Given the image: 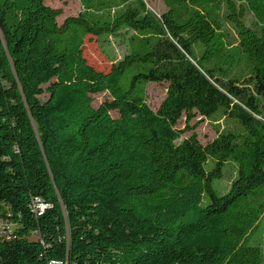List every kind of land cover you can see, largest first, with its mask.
I'll list each match as a JSON object with an SVG mask.
<instances>
[{
	"label": "trees",
	"instance_id": "obj_1",
	"mask_svg": "<svg viewBox=\"0 0 264 264\" xmlns=\"http://www.w3.org/2000/svg\"><path fill=\"white\" fill-rule=\"evenodd\" d=\"M81 3L0 0V264H264V0Z\"/></svg>",
	"mask_w": 264,
	"mask_h": 264
},
{
	"label": "rangeland",
	"instance_id": "obj_2",
	"mask_svg": "<svg viewBox=\"0 0 264 264\" xmlns=\"http://www.w3.org/2000/svg\"><path fill=\"white\" fill-rule=\"evenodd\" d=\"M148 7L157 15H160L166 10L164 0H145ZM51 6L61 9V15L58 17V21L62 22L63 19L68 15L77 14L82 10L81 0H46ZM105 51L109 58L119 59L125 52V48L121 42L116 41L113 38H108L104 42ZM85 55L88 60L97 68L108 67L110 59L102 52L96 38H89L86 40ZM167 83L166 82H148L145 88L146 100L153 109H157L162 100L166 96ZM44 97V95L42 96ZM93 106H98L104 99L109 98L107 91L98 92L92 94ZM113 115H117L116 112H112ZM187 117L186 113L182 115L176 127L183 129L186 127ZM188 124L192 127L190 130L183 134V137H187L192 132L197 134L198 139L202 143H206L212 140L218 133V128H222L224 125L223 119L212 121L206 119L203 116L197 114L192 118ZM235 174V167L232 163H228L225 169V177L222 183L228 185ZM257 240L263 247L264 251V225L260 228L257 235Z\"/></svg>",
	"mask_w": 264,
	"mask_h": 264
},
{
	"label": "built area",
	"instance_id": "obj_3",
	"mask_svg": "<svg viewBox=\"0 0 264 264\" xmlns=\"http://www.w3.org/2000/svg\"><path fill=\"white\" fill-rule=\"evenodd\" d=\"M43 209L44 208L40 206V210H43ZM11 231H12L11 223L5 221L3 217H0V236H3V235L9 236ZM51 264H63V263L60 261H52Z\"/></svg>",
	"mask_w": 264,
	"mask_h": 264
}]
</instances>
